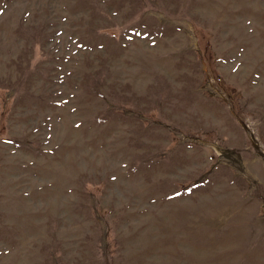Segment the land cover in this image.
<instances>
[{"label":"rangeland","instance_id":"rangeland-1","mask_svg":"<svg viewBox=\"0 0 264 264\" xmlns=\"http://www.w3.org/2000/svg\"><path fill=\"white\" fill-rule=\"evenodd\" d=\"M0 264H264V0H0Z\"/></svg>","mask_w":264,"mask_h":264},{"label":"bare ground","instance_id":"bare-ground-1","mask_svg":"<svg viewBox=\"0 0 264 264\" xmlns=\"http://www.w3.org/2000/svg\"><path fill=\"white\" fill-rule=\"evenodd\" d=\"M249 2V1H248ZM258 5V4H257ZM204 9V8H203ZM249 10V9H248ZM254 27V26H253Z\"/></svg>","mask_w":264,"mask_h":264}]
</instances>
